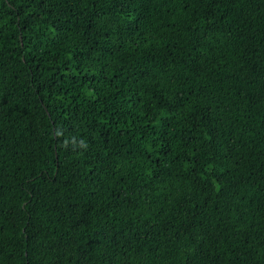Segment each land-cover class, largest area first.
<instances>
[{
	"label": "trees",
	"instance_id": "obj_1",
	"mask_svg": "<svg viewBox=\"0 0 264 264\" xmlns=\"http://www.w3.org/2000/svg\"><path fill=\"white\" fill-rule=\"evenodd\" d=\"M0 264H264V0H0Z\"/></svg>",
	"mask_w": 264,
	"mask_h": 264
}]
</instances>
